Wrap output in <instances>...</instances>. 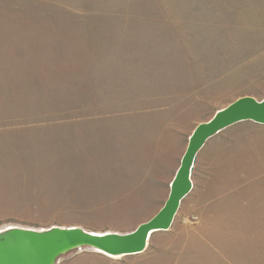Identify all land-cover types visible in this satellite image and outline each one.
I'll return each instance as SVG.
<instances>
[{"label": "rangeland", "instance_id": "rangeland-1", "mask_svg": "<svg viewBox=\"0 0 264 264\" xmlns=\"http://www.w3.org/2000/svg\"><path fill=\"white\" fill-rule=\"evenodd\" d=\"M242 98L264 100V0H0V234L134 232L160 196L134 129L173 113L193 128L186 100L206 123ZM192 168L198 206L264 202V125L222 130Z\"/></svg>", "mask_w": 264, "mask_h": 264}, {"label": "crops", "instance_id": "crops-1", "mask_svg": "<svg viewBox=\"0 0 264 264\" xmlns=\"http://www.w3.org/2000/svg\"><path fill=\"white\" fill-rule=\"evenodd\" d=\"M186 104L185 112L190 118L188 123L195 124L193 128L180 123L181 117L178 118V114L173 113L171 121L149 123L145 124L147 128L141 125V128L134 129L135 133L141 132L133 133L135 138L147 142L150 147L146 174L148 177L145 178L147 185L155 188L160 195L159 198L152 200L153 205L146 209V213L136 223L135 231L154 219L165 206L190 138L196 128L204 122L197 121L187 100ZM127 127L128 124L125 131L130 130ZM142 130L150 133L146 135ZM172 147L176 150L172 151ZM191 180L192 190L182 202L185 199H189L190 203L193 202L189 215H195L176 224L177 212L171 227L152 232L145 249L141 253L130 255L131 257L140 255L139 258L129 264H264V260L258 259V255L264 251V202L260 201L261 198H257L259 201L256 202H231L226 192L218 199H211L204 205L198 206L200 203L196 201V196L200 193V188L195 186L193 168ZM245 189L248 188L239 190ZM163 202H165L164 206H162ZM122 232L115 233L121 236L131 234ZM66 264L124 263L113 261L98 252H84Z\"/></svg>", "mask_w": 264, "mask_h": 264}, {"label": "water", "instance_id": "water-1", "mask_svg": "<svg viewBox=\"0 0 264 264\" xmlns=\"http://www.w3.org/2000/svg\"><path fill=\"white\" fill-rule=\"evenodd\" d=\"M244 121L264 125V100L257 102L253 98L239 99L219 111L209 122L196 128L172 182L165 206L154 219L141 225L135 232L121 236L93 235L78 229H51L46 233L14 229L0 238V264H37L41 255L53 245L78 238L96 243L104 250L121 256L141 253L152 232L171 227L182 200L192 190L193 163L206 142L222 130Z\"/></svg>", "mask_w": 264, "mask_h": 264}, {"label": "bare ground", "instance_id": "bare-ground-1", "mask_svg": "<svg viewBox=\"0 0 264 264\" xmlns=\"http://www.w3.org/2000/svg\"><path fill=\"white\" fill-rule=\"evenodd\" d=\"M12 230H14V229H12ZM8 231H10V230H8ZM8 231H6V232H8ZM48 231H51V230H48ZM48 231H42L40 233H44V232L46 233ZM6 232L1 233L0 238ZM83 247L94 248L96 251H98V252H100L106 256H109V257H113V258L121 257V255H119V254H113V253H110V252L104 250L100 245H98L96 243H90L88 241H85V240L78 238V239H70V240L64 241L62 243L53 245L51 248H49L47 251H45L41 255V257L37 261V264H54L58 256L67 254L68 252H70L72 250L81 249Z\"/></svg>", "mask_w": 264, "mask_h": 264}, {"label": "snow or ice", "instance_id": "snow-or-ice-1", "mask_svg": "<svg viewBox=\"0 0 264 264\" xmlns=\"http://www.w3.org/2000/svg\"><path fill=\"white\" fill-rule=\"evenodd\" d=\"M93 235H97V233H93ZM107 235H111V234H107ZM118 243V242H117Z\"/></svg>", "mask_w": 264, "mask_h": 264}]
</instances>
